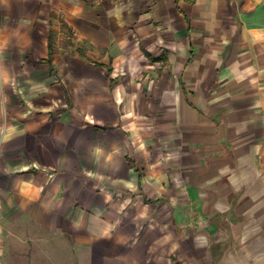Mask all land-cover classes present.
Instances as JSON below:
<instances>
[{"label":"crops","instance_id":"0c3cea01","mask_svg":"<svg viewBox=\"0 0 264 264\" xmlns=\"http://www.w3.org/2000/svg\"><path fill=\"white\" fill-rule=\"evenodd\" d=\"M13 241L49 264L264 241V0H0V264Z\"/></svg>","mask_w":264,"mask_h":264},{"label":"rangeland","instance_id":"374dc122","mask_svg":"<svg viewBox=\"0 0 264 264\" xmlns=\"http://www.w3.org/2000/svg\"><path fill=\"white\" fill-rule=\"evenodd\" d=\"M55 21L52 22L53 25V42L55 45H59V49H63V50H71L73 48V46H75V43L77 41L76 37H72L71 32L69 31V28L67 26H65L64 24H62L61 22V15L60 14H55L54 16ZM76 45H78L76 43ZM22 229L26 230L28 233V236H35L38 235L40 238H44L46 235H43V233L41 231H37L36 229H34L33 226H23L21 227ZM30 246L32 247L31 249L27 248V251L24 253L23 247L25 246V244H22L21 242H17V241H13L10 244V251L12 256H9L7 258L8 262L12 263V264H49L50 262H53L52 260L55 259H50L47 257H32L30 256L31 254H38V256H40V251L37 252L38 248H37V244L36 242H29ZM255 245V244H254ZM253 245V246H254ZM229 246H227L222 252L221 255L224 254L225 252H229L228 251ZM250 247H244L241 249H233L231 248V251L228 253L230 256L234 257V258H239L242 259L247 252L249 251ZM20 254L22 255H29L28 258H21ZM220 255V256H221ZM220 256L214 257V258H210V257H206L204 258V264H217L218 259ZM222 258V257H221ZM57 260V259H56ZM59 260H65V259H58ZM56 261V262H58Z\"/></svg>","mask_w":264,"mask_h":264},{"label":"water","instance_id":"95a60500","mask_svg":"<svg viewBox=\"0 0 264 264\" xmlns=\"http://www.w3.org/2000/svg\"><path fill=\"white\" fill-rule=\"evenodd\" d=\"M228 251L230 252L231 248H228ZM229 252L222 254L217 264H264V241L252 246L242 259L230 256Z\"/></svg>","mask_w":264,"mask_h":264},{"label":"trees","instance_id":"16d2710c","mask_svg":"<svg viewBox=\"0 0 264 264\" xmlns=\"http://www.w3.org/2000/svg\"><path fill=\"white\" fill-rule=\"evenodd\" d=\"M54 57V45L52 39L49 41V62L51 63Z\"/></svg>","mask_w":264,"mask_h":264}]
</instances>
